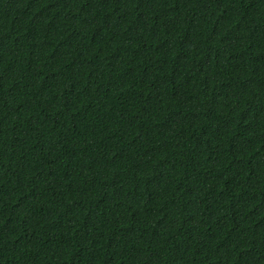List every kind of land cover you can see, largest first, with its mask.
Wrapping results in <instances>:
<instances>
[{"label":"trees","instance_id":"1","mask_svg":"<svg viewBox=\"0 0 264 264\" xmlns=\"http://www.w3.org/2000/svg\"><path fill=\"white\" fill-rule=\"evenodd\" d=\"M0 264H264V0H0Z\"/></svg>","mask_w":264,"mask_h":264}]
</instances>
